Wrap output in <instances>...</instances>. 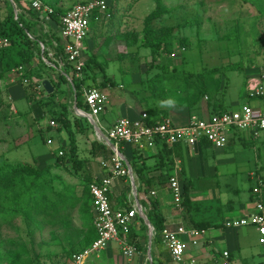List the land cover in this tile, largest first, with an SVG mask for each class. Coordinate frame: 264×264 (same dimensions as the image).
<instances>
[{"label":"crops","instance_id":"1","mask_svg":"<svg viewBox=\"0 0 264 264\" xmlns=\"http://www.w3.org/2000/svg\"><path fill=\"white\" fill-rule=\"evenodd\" d=\"M91 19L88 23L87 34L89 33V27L91 25L90 36L93 34L94 36L85 40V59L91 56L96 61L101 62L100 64H103L104 68L102 70V66L99 67L96 63L91 64L85 69V74H82V77L84 78L86 74L89 76L95 75L96 81H99L102 76L101 74H105L111 76L118 82L122 78H117L116 80L114 77L115 74L121 77L132 74L133 72L129 71L128 73V70L123 72V68L119 64L117 65L118 61L124 58L119 60V53L115 52V49L111 46V44L115 45L117 42L121 46L123 44L112 34L109 40L111 47L108 46L109 42L107 43L102 39L103 33L107 37L110 35L106 33V30L99 32L101 28L106 27L109 23L106 21V17L96 14L95 18ZM247 19L248 17L244 16V25ZM34 21V19H31L30 22ZM38 24L35 25L37 27L36 34H40L41 32V25L40 23ZM56 27L52 23L43 24L42 30L45 31L47 28L51 29L52 31L48 33H53L52 35L56 37L55 41H58ZM245 29L247 30L248 26ZM245 34L244 44L248 36L247 31ZM247 46L254 47L251 42H248ZM47 49L53 50L52 47L45 46V51ZM252 52L254 50L244 56V68L247 71L244 74V79L248 75L253 74L258 67L264 66L263 59H258V56ZM113 55H115L116 62H114ZM55 59L56 56L54 55L53 60L47 57L46 61H43L37 55L28 70L23 66L24 75L29 81L27 85L22 84L21 77L11 71L0 80V94L5 106L4 109H0V114L4 115L5 118L0 121V124L9 123V125L5 126V131H8L7 134H9L12 128L19 129L20 132L16 137L14 146L10 147L8 145L9 143L7 144L4 158L10 164H31L40 169L44 168V166H50V173L53 177L56 174L59 175L56 172L60 170L59 173L68 177L66 179L67 183L73 187H79L78 184L80 182L79 177L77 178L69 173V165L66 164L65 159L66 153L64 149H66L69 142L70 131L73 134L76 158L82 160V175H87L93 180H100L102 177L109 175L108 170L111 164L110 158L112 151L104 140L102 142L97 139L98 130H100V137L103 139V132L117 118L127 117L129 119H136L140 116L141 112L152 114L155 120L168 118L172 124L181 125L187 121L190 115L198 116V113L201 111L199 103L195 111L193 109L189 110L187 108L188 102L178 99V92L172 94V97H169L171 100L169 104L159 98L157 99V97L149 96L148 93L144 96L143 100H135L126 91H121L119 89L120 85L117 83L114 87L102 90L107 94V104L103 111L97 115L95 120L96 129H94L95 126L91 124L86 114L87 110L86 112L83 111L82 103L76 104L74 95L68 92L71 78L69 66H58V62L56 63ZM233 66L231 64L229 67L232 68ZM41 67L54 68L57 75L55 76L51 73V76L44 77L46 74L41 71ZM60 74L65 75L64 81L59 79L58 75ZM40 79H45L49 82L52 87L51 92L54 91V84L59 86L60 83H63L66 86V95L69 97L67 103L70 109L67 112L68 127L60 126L54 120L51 112L57 111V102L52 99L50 103H47L50 98L46 96L48 93L42 89ZM84 82L90 84L91 79L85 78ZM225 82H228L227 78H225ZM71 95H73L72 100ZM8 96L11 97L10 100H7ZM80 97H82V94H80ZM222 97L223 94L221 99ZM16 100L21 101L19 107H17L20 112L12 104ZM205 108L207 109L206 105ZM75 115L86 117L90 121V134L92 138H89V140L86 131V135L81 133L83 127ZM110 115L113 117L108 121L106 118ZM49 119L54 121V127L47 125ZM41 130L47 132L43 140V143L46 145V149L43 152L33 153L29 150V157L23 162L12 163L7 160L6 156L8 151L19 147L20 143L28 142L33 133H38ZM0 131H2L1 126ZM239 135L244 139L250 138L245 134ZM229 139L221 148H213L211 146L203 147L200 143L193 148L183 143L174 144L169 148L171 150V169L163 178L157 176L158 171L156 165L159 158L155 156L156 152L147 150L140 153L135 152V154L131 146H119L120 152H118L121 155L120 158L123 163L126 162L129 164L130 161L137 158L136 161L146 167V176L154 175V179L147 187H143L142 183L136 179V176L131 170L134 184V189H132L128 177L112 178L108 190V200L111 208L120 210H124L127 206H132L136 209L140 208L146 218L145 211L149 209L150 202L155 201L157 204L156 210L159 213V220L153 219V221L155 224H160L161 228L167 227L169 229H175L176 226H182L186 229L196 228L193 226L196 222H206L207 225L205 228H196L203 229L204 234L198 240L197 244H187L181 261L174 262L171 260L165 245L162 243L159 232L153 230L152 223L147 218L148 225L141 218V214L136 213L125 234L126 241L131 243L135 248V253L129 261L122 258L119 245L116 242H111L105 249L97 252L96 255L87 257L83 261V264L85 261L86 264H188L190 261L193 264H215L219 261L221 252L224 250L228 253V257L226 258L228 264H261V253L264 250V246H260L257 243L258 234L256 229L253 226L230 228L223 225V222L226 220L247 216L254 211V197L251 194L252 187L259 188L264 214V180L258 173L257 168H247L244 176L246 180H252L253 184L247 186L245 189L240 188V183L237 182L240 181L237 170L241 169V167L239 166L238 168L232 157L227 153V147L235 141L239 142V138H234L232 141H229ZM99 145H104L105 147L100 148L98 147ZM58 151H61V155L57 154ZM57 156H60V158L55 161V157ZM175 161H178V167L180 169L178 172L180 183L182 180H187L189 183L187 202H185V205H180L179 208L172 202L166 185L167 176L172 172ZM76 191L78 192V190ZM150 192H152L151 195ZM149 231L151 236L148 240ZM95 236V230L91 228V232H89L86 240H93ZM79 249V247L76 248V250ZM147 251L149 253V259L147 257Z\"/></svg>","mask_w":264,"mask_h":264},{"label":"rangeland","instance_id":"2","mask_svg":"<svg viewBox=\"0 0 264 264\" xmlns=\"http://www.w3.org/2000/svg\"><path fill=\"white\" fill-rule=\"evenodd\" d=\"M54 1L60 9H67L76 1L85 0H46L45 2L52 4ZM112 1L106 0L107 12H110L109 19L107 16L106 21L109 23L99 31L104 32L106 30V33L110 34L108 37L104 33L102 34L103 41L109 42L108 46H110L109 40L112 35H116L118 32H140L143 26V18L156 5L155 0ZM159 3L166 9V13L163 15L159 24L176 26L178 36L187 39L183 52L177 53L175 57L163 55L158 59L161 64L166 63L168 66L169 71L165 76L174 77L173 80H176L173 82V80L168 79V83L178 85L186 83L196 86L201 90L204 87V83H210L213 79L219 82V88L226 86L223 97L217 105L225 107L226 109H235L241 103L245 102L243 81L244 74L247 71L244 68V56L254 50L252 53L257 55L258 59H263L262 62H264V0H159ZM100 15L103 16L104 14ZM244 16L248 17L245 25L243 22ZM247 26L248 29L246 30L245 27ZM33 29L37 33V27L34 24ZM90 30L91 25L89 27V33L85 36V40L94 36V34L90 36ZM246 31L248 36L244 44ZM248 42H251L254 47L247 46ZM44 45L49 46L47 42H44ZM111 46L119 54L127 51L118 42L115 45L111 44ZM175 49L179 51V48L175 47ZM130 50H133V47ZM113 59L116 62L115 57ZM149 60L148 52L142 50L139 52L138 61L130 63L128 58H124L117 63V65L119 64L123 68V72L125 70H128V73L129 71L133 72L122 77L115 74L116 76L114 75V77L116 80L117 78H122V80L117 82L120 85L119 89L123 92L126 91L135 100H143L144 96L148 93L142 89V85L138 80L142 78V75L139 74L148 67ZM231 64L234 65L232 68L229 67ZM172 67L175 69L174 73L170 70ZM41 68V71L46 74L44 77L51 76V73L55 76L57 75L54 68ZM211 68H218L219 72L211 76L208 72ZM150 70L149 72L151 73L158 71V69L152 67ZM225 78L228 79V82H225ZM205 93L208 99H205L204 96L198 97V103L201 108L198 116L202 119H206L210 115L205 105L208 103L213 104L216 99L210 90H207ZM72 97L73 95H71V100ZM52 98L53 101L56 100L57 102V111L51 112L52 116H54L63 111L61 104L66 107V102L69 99L66 95V86L63 83H60L59 86L54 84ZM20 102V100H16L12 104L17 108ZM250 103L264 107V100H254ZM3 117L4 115L0 114V118ZM75 117L79 119L83 127L81 133L84 135L87 133L88 140L92 138L90 134V121L83 116L75 115ZM112 117L110 115L106 119L110 121ZM6 125H9V123L0 124L2 127V131H0V165L6 162L4 156L7 144L9 143L8 145L10 147L14 146L16 137L20 134L19 129L16 128V130L12 128L9 134H7L8 131H5ZM46 135L47 132L42 130L38 133H33V138L31 137L28 142L20 143L19 147L8 151L6 156L7 160L12 163L23 162L28 159L29 150L33 153L43 152L46 149V145L43 143ZM227 153L232 157L236 166L238 168L239 166L241 167V169L237 170V175L240 177V181L237 182L240 183L241 189H245L247 186L253 184L252 180H246L244 176L247 168H257L258 173L264 180V135L255 139L253 143L246 145L235 141L227 147ZM59 172L60 170L56 172L59 175L56 174L55 177L50 173L52 176L50 182L51 186L59 194L65 196L67 186L71 187V185L67 183L66 179L68 177ZM78 185L79 187H72L74 190H78L79 193L81 184L79 183ZM9 197L11 196H8V198H0V264H38L39 262L41 264H60L62 262H68L69 260L64 254L65 251L68 248L76 249L80 246L82 240L88 238V231L82 227L84 222L81 220L82 217L78 214L76 208L68 212L71 220L69 227L56 229L55 227L44 224L38 233L34 229L27 231L20 217H12L3 221L2 218L4 216L12 214L11 199ZM17 236L22 238L20 242L22 244V251L20 252L26 250L27 254L21 255L18 261L13 260L8 263L3 251L8 248L14 250L12 246L8 245V240L16 238ZM16 249L19 248L16 247ZM35 256L37 258L33 262L32 260ZM84 264H86V261Z\"/></svg>","mask_w":264,"mask_h":264},{"label":"trees","instance_id":"3","mask_svg":"<svg viewBox=\"0 0 264 264\" xmlns=\"http://www.w3.org/2000/svg\"><path fill=\"white\" fill-rule=\"evenodd\" d=\"M41 1L50 6V23H52L54 26H57L59 24V16L64 13L66 9H60L56 5L55 1L52 2V4L46 3L44 0ZM114 1L115 0L112 2ZM155 2V8L143 18V26L140 32L123 31L118 32L115 35L116 38L123 44L125 49L134 47V50H128L125 53H120L118 57L119 60L128 58L130 63H134L135 61H138L139 52L146 50L149 54L150 60L148 67L139 74L142 75V78H140L138 82L142 85V89L145 92H148L149 96L157 97V99L159 98L169 104L171 103L169 97H172V94L178 92V99L187 101V108L189 110L193 109L195 111V109L198 108V97L205 96V99H208V96L205 92L210 90L216 98V101L213 104H206L207 110L210 112V114H218L227 110L225 107L217 105L218 100L221 99L225 89L224 86L219 88V82L217 80L212 79L210 83H204V87L201 90L196 86L186 83L183 85L168 83L167 80L171 79L172 81L174 77L165 76V74L169 71L168 66L166 63L161 64L159 61H157V59L163 55L168 56L171 50L175 49V47H184L186 45L187 39L185 37L178 36L176 33V26H165L159 24L163 15L166 13V9L159 3V0H155ZM14 9L16 11L15 14L13 13ZM106 11L108 10L106 9ZM96 14L97 13L94 12V15ZM108 14L110 15V12ZM31 19H34L35 21L29 24ZM38 23L37 14L29 8L28 0H0V39H5L8 42L7 46L0 47V80L18 65H22L28 70L37 55L41 56L42 58H46L44 42H47L50 48L52 47L55 55L59 53V49L52 46V40H55L56 37H54L52 34L50 35L47 31H43V24H40V34H36L33 29V24L39 25ZM39 44L42 45V49L40 48ZM94 63H96L99 67L102 66L103 70L104 65L100 64L101 62L96 61L90 56L85 59L84 66L82 68V74H85V69ZM151 67L158 69V71L152 73L149 72L151 71ZM170 70L173 73L175 72L173 67ZM208 72L212 76L214 73L216 74L219 72V69L211 68ZM101 75L102 76L99 81H96L95 75L89 76L87 74L84 75L85 77H82L80 80H77L73 77L70 78V87L68 88V92L69 94L74 95L76 104L82 103L83 111L85 112L87 107L83 98L80 97V86L82 83H84L85 78L91 79V82L88 84V86L95 87L98 90H105L117 85V82L111 76H107L105 74ZM58 77L61 81L65 80V75L63 74L58 75ZM175 81L176 80H173V82ZM52 95L53 92L46 95L48 98H50L47 103H50L53 99ZM61 105L63 111L58 115H54L53 118L59 123L60 126L65 127L69 124L67 116L69 105L68 103L66 107L63 104ZM0 106V109L5 108L2 97H0ZM145 115L146 117L143 119L144 124H153L155 121L154 116H152L150 113H145ZM3 119L5 118H0V121ZM234 138H239V142L243 145L253 143L255 141V139L251 138L244 139L238 133L230 138L229 141H232ZM200 145L203 147L210 146L209 143L204 139L200 141ZM98 147L103 148L105 146L99 145ZM64 151L66 153V164L69 165V173L77 178L79 177V182L81 183L79 193L74 190L72 186H67V192L65 196L59 194L58 191H56L51 186L50 179L52 176L50 174V166H44V168L40 169L31 164H10L5 162L0 165V198H8V196H11L9 199H11L12 205V214H8L9 216H4L2 218L3 221H6L12 217H20L21 221L26 226L27 231L34 229L38 233L44 224L50 227H55L56 229L69 227L71 220L69 218L68 212H70L73 208H76L77 212L82 217L81 220L84 222L82 227L87 229L86 231H88V234L91 232V228L94 229L92 225V212L88 184L92 182L97 183L98 180H93L87 175H82V160L76 158L75 144L71 131L69 132V142ZM135 152L136 151L133 150V153ZM170 152L171 150L166 147L164 143L158 146L156 150L155 156L159 158L156 165L158 177H165L171 169ZM59 158L60 156L55 157V161ZM136 159L137 158L130 161L128 165L131 168L132 173L136 176V179L142 183V186L147 187L154 179V175H150L149 177L146 176V167L140 165ZM181 188L182 193L180 205H185V202H187L188 199L189 189V183L187 180H182ZM129 207L130 206H127L125 210H127ZM156 209V202L151 201L150 207L145 211V214L147 220L152 223L153 230L159 232L161 225L155 224L153 221V219L159 218V213ZM206 225V222H196L193 224V226L196 228H205ZM21 240L22 238L19 236L8 240V245L12 246L14 249L12 250L8 248L7 250L4 249L3 251L8 263L13 260L18 261L21 255L27 254L26 250L20 252L22 251V244L20 243ZM91 241L92 239L82 240L79 248L81 249L85 247ZM16 247L19 249H16ZM76 251L78 250L68 248L64 253L65 257L70 260L71 256ZM36 258L37 256H35L32 261H36ZM38 264L41 263L39 262Z\"/></svg>","mask_w":264,"mask_h":264},{"label":"built area","instance_id":"4","mask_svg":"<svg viewBox=\"0 0 264 264\" xmlns=\"http://www.w3.org/2000/svg\"><path fill=\"white\" fill-rule=\"evenodd\" d=\"M28 6L37 14L40 24L50 23L49 13L51 8L49 5L41 0H28ZM106 9V0L77 1L68 7L59 16V24L56 27L59 40H52V46L57 47L59 53L55 55L53 50L47 49L45 51L46 58L53 60L55 55L58 66H69L71 77L80 80L85 63V36L88 32V23L91 18H95L94 12L104 14L103 16L107 17ZM13 13H16L15 9ZM45 31L51 32L52 30L47 28ZM7 45L8 42L5 39H0V47ZM39 45L42 49V45ZM183 51L184 48L181 47L179 51L178 49L171 51L168 56L175 57L177 53L179 54ZM46 58L40 56L43 61H46ZM11 72L21 77L22 84L27 85L29 83L24 75L22 65L14 67ZM243 88L246 101L237 108L227 109L218 114H210L206 119L190 115L187 121L181 125L172 124L168 118H160L155 120L153 124L146 125L143 122L144 117H146L144 112H141L136 119L117 118L103 132V137L112 144L109 175L102 177L97 183L88 184L92 225L96 236L88 245L76 251L68 262L60 264H83L87 257L96 255L97 252L105 249L111 242H116L119 245L120 254L125 260L129 261L134 255L135 248L126 241L125 234L139 211L132 206L127 210L113 209L108 200L111 179L116 177L129 178L128 170L118 152L119 146L129 145L137 153L147 150L156 152L158 146L162 143L168 148L177 143H183L193 148L204 139L211 147L221 148L236 133L245 134L251 139H257L264 134V107L250 103L254 100H264V66L258 67L253 74L245 77ZM80 89L87 107L86 114L91 124L95 126L97 115L103 111L107 104V94L95 87L88 86L85 82L81 84ZM10 99L11 97L8 96L7 100ZM47 125L54 127L55 123L52 119H49ZM98 131L96 137L103 142L104 139L100 137V130ZM57 154L61 155V151H58ZM179 170L178 161H175L172 172L167 176L166 182L172 202L178 208L180 207L182 193L181 183L178 179ZM151 194L152 192H150ZM251 194L254 197V211L247 216L226 220L223 225L230 228L253 226L258 234L257 243L260 246H264V214L259 188L252 187ZM203 234V229H186L182 226H176L175 229L162 227L159 231L161 241L174 262H180L187 244H197ZM227 257V251H222L219 261L215 264H228ZM261 257V264H264V250L261 253ZM188 264H193V262L190 261Z\"/></svg>","mask_w":264,"mask_h":264},{"label":"water","instance_id":"5","mask_svg":"<svg viewBox=\"0 0 264 264\" xmlns=\"http://www.w3.org/2000/svg\"><path fill=\"white\" fill-rule=\"evenodd\" d=\"M41 85H42V89L46 92V93H51V91H52V87L50 86V84H49V82L47 81V80H45V79H43V80H41ZM89 119V118H88ZM94 129H96V127H94ZM103 139L106 141V144L108 145V147H112V144L110 143V142H108L104 137H103ZM120 155V154H119ZM121 156V155H120ZM125 164V166H126V168H127V170H128V174H129V179H130V185H131V187H132V189H134V184H133V180H132V173H131V169H130V167H129V165L126 163V162H124ZM138 208V207H137ZM138 211H139V213L141 214L140 216H141V218L144 220V222L148 225V222H147V220H146V218L144 217V215L142 214V211H141V209L140 208H138ZM150 236H151V233H150V231H149V233H148V240L150 239ZM147 257H148V259H149V253H148V251H147Z\"/></svg>","mask_w":264,"mask_h":264}]
</instances>
